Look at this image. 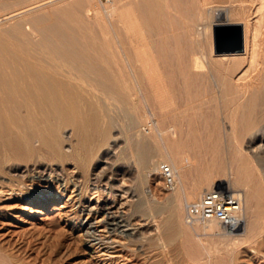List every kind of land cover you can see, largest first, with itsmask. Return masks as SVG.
Masks as SVG:
<instances>
[{"label": "bare ground", "instance_id": "obj_1", "mask_svg": "<svg viewBox=\"0 0 264 264\" xmlns=\"http://www.w3.org/2000/svg\"><path fill=\"white\" fill-rule=\"evenodd\" d=\"M55 1L0 0V193L42 214L53 198L24 190L21 177L29 174L55 179L57 195L73 183L78 201L90 191L113 197L107 184L76 185L73 173L38 160L85 171L119 127L137 189L160 164L173 172L174 186L159 205L140 196L165 213L156 240L178 239L189 257L209 259L205 264L222 254L217 264H226L239 245H257L264 239V0ZM224 26L241 34L229 48L214 40ZM31 158L38 167L21 165ZM193 166L201 172L189 183ZM220 183L241 198L240 227L187 222L186 205ZM105 206L94 207L106 213L105 230L92 207L74 216L84 250L92 251L86 264H124L114 234H134ZM203 228L219 239L205 243ZM9 255L0 248V264H21Z\"/></svg>", "mask_w": 264, "mask_h": 264}, {"label": "rangeland", "instance_id": "obj_2", "mask_svg": "<svg viewBox=\"0 0 264 264\" xmlns=\"http://www.w3.org/2000/svg\"><path fill=\"white\" fill-rule=\"evenodd\" d=\"M68 1L69 3L70 1L72 2V0ZM46 4L41 3V6L44 7ZM70 4L68 5L72 7ZM68 5L66 4V9L68 8L67 10H70L71 7H68ZM68 16L70 15L68 14L67 17ZM63 19L68 20L70 18H65V16L62 18V21L67 22ZM224 27V29H221L218 32L214 31V40L217 41V44L220 47L229 48L232 43L238 41L241 34L232 29V26ZM148 123L150 124V121H148ZM118 128L119 127H114V130L112 129L113 138H111L107 144L105 143L103 146H98V150L95 148L96 153L92 160L93 162H90V167L85 171H83L82 168L79 169V167L76 166L77 164L70 161L63 162L64 160L55 161L51 159L49 160V158H43L44 160L42 159V161L41 159L38 160L39 164L37 159L35 160L37 161L38 166L46 165L50 168H60L61 166L63 168L62 173L64 172L63 174L65 176H72L73 173L76 185L79 183L82 184V182L86 184L91 183V185L94 183L93 185L97 184L99 186H105V184H107L109 189L112 190L115 199L111 196L108 198L107 196L98 197L90 191L91 193H87L84 196L85 198L83 197L78 201L77 199L75 200L74 197L73 183L69 185L68 190L64 195H57V190L61 187L58 182L54 181L55 179H32L28 177L30 176L29 174L26 175L25 178L22 176L23 179L21 177V181L26 184V188H24V186L23 189L29 190L31 196H34V193L37 191H44L46 194H51L50 196L53 198V202L46 204L45 208L42 209V214H34L33 212L23 209L22 200L20 205L18 199H5L7 196L0 193V248L2 251L7 255L10 253L9 256L12 255L14 258L19 257L18 260H21V264H86L85 259L92 251L84 250L85 246L82 243V238L75 225V217H79V214H82L81 216L85 217L88 206L89 208L92 207L94 210H92V216L94 215L93 218L99 220L100 228L104 229V223L102 224L101 221L104 222L106 213L104 210H96L94 207L106 204L105 207L110 208L111 212L114 211L113 213L122 217V219L129 225V228L134 231L133 235H129L127 232H116L114 234V237L116 238L115 240L118 242L116 243L117 247L116 244H114L115 246L113 245L116 247V249H114L115 252L117 251L115 254L121 256L124 264H205L209 260L206 257H203V259L198 256V258H195L196 256L189 257V254L184 251L183 247L180 245L181 242H179L178 239L173 242H167L160 238H158L159 240H156L158 232V227L156 226H158L160 218L165 216V213L159 212L154 207L151 208V201L145 202L146 200L144 201L143 199V202H141L140 196H143V194H149V196L146 195L147 199L154 200L153 205L156 207L159 205L158 203H160L171 192L166 191L162 187L157 172L152 173V175L147 178L143 190L137 189L136 167L133 160L127 155L129 154V151L124 145V131L122 132V129ZM142 129L143 132L147 133L145 126H143ZM67 133H69L68 130L65 134ZM67 147L68 145H66V148ZM262 155L264 156V154ZM32 159L33 158L28 159L27 162L21 161V165L27 164L29 167L37 166V164H34L36 162H33ZM263 162L262 164L264 165ZM199 167H201L200 169H205V164H201ZM194 169L193 166L191 169L192 172L189 173L191 175L190 179H188L189 183L193 181V177L196 178L197 174L198 177L200 175V169L198 168L199 172L195 171L197 174L194 172ZM7 170L8 169H5L6 172ZM5 171L4 173H6ZM99 180H101V182ZM99 182L101 184H99ZM143 191L146 192L144 193ZM34 197H36V195ZM138 202H141L139 208L136 207ZM147 203L150 205L148 206ZM144 206L145 208H143ZM34 208H36V206ZM136 208H138V211ZM185 213L186 207L184 214ZM184 216L185 215H183V218ZM154 234H156V236H154ZM199 236L200 238L203 237V239H205V243L210 239L213 241L219 239L218 234L211 233L206 230V228L198 231V237ZM258 240L257 245L256 242L255 244H247V246L246 244L239 245L232 254H229V258L226 262L228 263V261H230L229 264H264V239L260 238ZM251 245L255 250H253ZM258 249L260 250L258 251ZM183 251L186 254L183 253ZM224 256L227 255L222 254V257L218 255V259H222ZM215 258L213 257V259L216 260L215 264H217L218 259L216 256Z\"/></svg>", "mask_w": 264, "mask_h": 264}, {"label": "built area", "instance_id": "obj_3", "mask_svg": "<svg viewBox=\"0 0 264 264\" xmlns=\"http://www.w3.org/2000/svg\"><path fill=\"white\" fill-rule=\"evenodd\" d=\"M158 176L162 187L169 191L174 186L171 168L160 164ZM241 198L227 184L214 185L212 189L201 194L196 200L186 205V221H216L227 229L239 228L242 223Z\"/></svg>", "mask_w": 264, "mask_h": 264}]
</instances>
